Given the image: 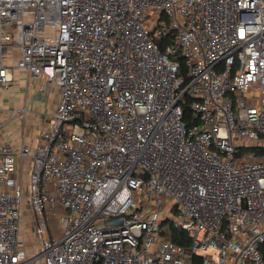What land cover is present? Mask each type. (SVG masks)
<instances>
[{
	"label": "built area",
	"instance_id": "obj_1",
	"mask_svg": "<svg viewBox=\"0 0 264 264\" xmlns=\"http://www.w3.org/2000/svg\"><path fill=\"white\" fill-rule=\"evenodd\" d=\"M14 49L60 101L0 141V264H264V0H0Z\"/></svg>",
	"mask_w": 264,
	"mask_h": 264
},
{
	"label": "crops",
	"instance_id": "obj_2",
	"mask_svg": "<svg viewBox=\"0 0 264 264\" xmlns=\"http://www.w3.org/2000/svg\"><path fill=\"white\" fill-rule=\"evenodd\" d=\"M20 57L21 51L19 49L12 50L11 55L8 58V64L13 67L15 76L14 81L9 87H5L0 84V141L14 143V146L17 148V150H20L23 144L28 145L31 149V152L34 153L37 146L40 144V142H42V139L40 137L35 141V143H33V145L27 144L28 136L26 135L27 132L25 130L28 129L26 126V119L29 113V109L27 108L29 99L31 98L33 92L39 93L38 100L42 102L40 103V113H43L44 115L43 126H48L49 123L46 122V117L49 116L58 106L60 101V91L57 86L51 85L49 90L42 93L40 86L42 83H44V81L33 79L27 69L18 68L16 66V63ZM12 92H24V96L20 98L18 102H9L7 98ZM11 103L13 106L10 107ZM34 103L33 106H35ZM23 109H26L24 118L20 115ZM15 111H19V113L14 114ZM30 121L33 122V119ZM16 128L22 129L21 139L15 134L14 135L16 137H12L11 135V133L15 132ZM31 159L32 157L30 156L26 160V168H29L28 171L31 169Z\"/></svg>",
	"mask_w": 264,
	"mask_h": 264
},
{
	"label": "rangeland",
	"instance_id": "obj_3",
	"mask_svg": "<svg viewBox=\"0 0 264 264\" xmlns=\"http://www.w3.org/2000/svg\"><path fill=\"white\" fill-rule=\"evenodd\" d=\"M155 21L150 22V28H153L155 26ZM18 97H17V96ZM24 96V92H18V93H10L9 97L7 98L9 102H18L20 98ZM39 93L33 92L31 98L29 99L27 108L29 109V113L26 119V126L27 130H25L28 136V143L29 145H33L37 139H39L42 136L43 131L47 126H43V113H40V103H42L40 100H38ZM35 101V103H34ZM43 101V100H42ZM45 101V100H44ZM33 103L35 106H33ZM13 106V104H10V107ZM33 119V122L30 121ZM39 122V123H38ZM12 127V125H11ZM19 137L21 139L22 136V129L16 128L15 132L11 133L12 137L15 136ZM15 136V137H16ZM12 143V142H11ZM14 145V143H12ZM29 170V168H26ZM25 220H26V247L31 255L33 257L36 254H39L41 252V237L40 233L38 232V223L36 222V218L34 214L27 210L25 213ZM55 224L58 225V222H55ZM33 264H42L41 259L35 261Z\"/></svg>",
	"mask_w": 264,
	"mask_h": 264
},
{
	"label": "trees",
	"instance_id": "obj_4",
	"mask_svg": "<svg viewBox=\"0 0 264 264\" xmlns=\"http://www.w3.org/2000/svg\"><path fill=\"white\" fill-rule=\"evenodd\" d=\"M184 119H186L189 122V124L193 123V120L191 119L190 108L188 106H185L184 108ZM172 240L180 245L188 246L191 243L192 237L191 234L187 231L177 228H172ZM262 251L264 253V246L262 247ZM197 260L198 263L201 264L200 258H198Z\"/></svg>",
	"mask_w": 264,
	"mask_h": 264
}]
</instances>
